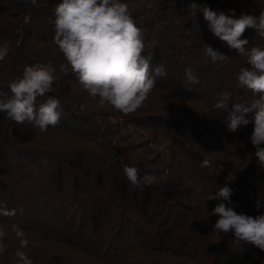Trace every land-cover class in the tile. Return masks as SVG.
Instances as JSON below:
<instances>
[{
    "label": "trees",
    "instance_id": "16d2710c",
    "mask_svg": "<svg viewBox=\"0 0 264 264\" xmlns=\"http://www.w3.org/2000/svg\"><path fill=\"white\" fill-rule=\"evenodd\" d=\"M60 2L32 7L0 0V45L9 48L0 61V91L10 94L8 83L26 65L50 63L58 78L37 104L49 97L61 104L59 124L43 132L0 112V204L16 210L0 216L6 232L0 264H18L14 225L31 242L23 251L34 264H167V257L175 264H264V251L235 242L233 232H212L218 217H207L218 202L207 196L225 184L238 213L264 215V166L250 140L254 112L245 115L246 126L229 132L228 111L213 108L224 92L229 108L259 98L237 80L250 65L214 36L202 12L189 11L195 2L228 15L235 9L233 18L258 16L264 0H121L142 29L152 69L162 64L166 72L144 105L127 115L99 106L70 66L60 71L66 60L53 41ZM241 38L249 49L264 48L255 29ZM204 44L228 58L212 63ZM186 67L198 84L188 83ZM221 150L231 159L215 154ZM205 158L209 167L201 166ZM124 165L155 175L156 182L132 187Z\"/></svg>",
    "mask_w": 264,
    "mask_h": 264
},
{
    "label": "clouds",
    "instance_id": "9594fccd",
    "mask_svg": "<svg viewBox=\"0 0 264 264\" xmlns=\"http://www.w3.org/2000/svg\"><path fill=\"white\" fill-rule=\"evenodd\" d=\"M32 7L39 6V0H24ZM147 7L151 8L149 3ZM189 11L202 12L208 28L216 38L235 50L237 54L247 57L249 68H241L237 76L241 87L258 94V99L251 105L235 102L229 108L230 95L224 92L213 105L214 109H226L229 132H236L241 125L246 126L249 120L245 115L254 112V126L250 137L255 148V157L264 166V48L253 46L247 48L248 39L241 37L248 28L264 38V11L259 15L241 14L235 16L213 11L209 6L200 7L190 4ZM53 41L63 54L66 64L60 65V71L67 72L70 66L77 76L82 88L98 101L99 106L109 105L127 115L136 112L147 101L156 86L158 77L166 76L162 64L152 69V54L145 56L144 36L142 29L136 25L126 3L121 0H62L55 10ZM8 45H0V61L8 55ZM204 54L212 63L222 62L228 57L211 46L204 44ZM189 84H198L199 79L191 67L185 68ZM56 69L50 63L26 65L21 77L8 83L9 93L0 91V112L10 120L22 124L33 123L40 131L55 127L61 119L60 101L49 97L37 104L38 98L52 92L57 80ZM84 106H81L83 108ZM211 160L205 158L202 167H209ZM123 172L131 186L141 189L153 185L156 176L148 172L141 174L139 168L123 166ZM233 189L227 184L207 196L208 201H218L207 217L217 216L212 232L234 233L235 242L252 244L264 251V215L255 217L238 213L231 200ZM259 207V201H257ZM15 209L0 204V216L12 217ZM20 246L14 256L18 264H34V261L23 251L31 243L25 232L13 226ZM6 232L0 229V255L6 246L3 240Z\"/></svg>",
    "mask_w": 264,
    "mask_h": 264
},
{
    "label": "rangeland",
    "instance_id": "374dc122",
    "mask_svg": "<svg viewBox=\"0 0 264 264\" xmlns=\"http://www.w3.org/2000/svg\"><path fill=\"white\" fill-rule=\"evenodd\" d=\"M94 105H95V102L93 101V102L90 103L89 107L92 108ZM251 144H252V143H251ZM251 149H252V152L255 151V148H254L253 145H251ZM248 151H250L249 148H248ZM215 154L218 155V156H220V157H225V158H229V159H231V156H230L228 153H223L222 150H221V151H218V152L215 153ZM73 259H74V258H73ZM85 260H86V258H85ZM165 262H166L167 264H175L174 260L171 259V257H167V258L165 259ZM84 263L86 264V263H87V260L84 261ZM184 264H187V263H184Z\"/></svg>",
    "mask_w": 264,
    "mask_h": 264
}]
</instances>
